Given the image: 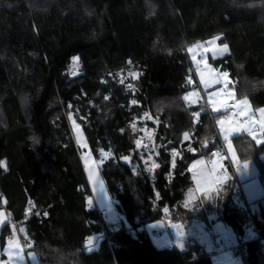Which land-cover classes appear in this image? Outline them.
I'll return each instance as SVG.
<instances>
[{
  "label": "trees",
  "instance_id": "obj_1",
  "mask_svg": "<svg viewBox=\"0 0 264 264\" xmlns=\"http://www.w3.org/2000/svg\"><path fill=\"white\" fill-rule=\"evenodd\" d=\"M214 35L229 52L210 61L229 73L236 99L264 108V0H0V196L26 254L39 264H214L199 240L161 247L148 228L167 207L172 222L206 215L184 197L192 162L223 139L224 113L183 97L201 87L188 46ZM74 57L82 68L70 77ZM71 113L95 158L109 153L101 170L115 221L86 206L91 188ZM230 140L238 163L255 161L264 192V140ZM153 163L160 166L149 171ZM236 187L231 175L212 194L218 219L207 229L216 238L222 221L243 264H264V195L252 221ZM12 233L2 225L1 250ZM95 236L98 246L85 250Z\"/></svg>",
  "mask_w": 264,
  "mask_h": 264
},
{
  "label": "rangeland",
  "instance_id": "obj_2",
  "mask_svg": "<svg viewBox=\"0 0 264 264\" xmlns=\"http://www.w3.org/2000/svg\"><path fill=\"white\" fill-rule=\"evenodd\" d=\"M221 37V35H214L204 41H200V42H197L195 44H191L190 46H188L187 50L191 56V58L193 57V55L196 56V60H193L192 58V61L194 63V65L196 66V70H197V62H199V68L200 69H204L205 68V61L207 62L208 65L211 66L212 69H215L216 70V75H218L219 73L221 72H225V70H221L219 68H217L211 61H210V57L212 55V52L211 51H205V49H208V48H211L213 47L212 45L209 44V41L212 40L214 37ZM224 43H227V42H223V41H220L217 40L216 41V44L217 45H222ZM204 45V47H194L195 45ZM228 44V43H227ZM193 49V51H189V49ZM229 52V51H228ZM227 52V53H228ZM227 53L223 54V55H220V56H217V57H222L224 55H226ZM227 72V71H226ZM228 73V72H227ZM229 74V73H228ZM197 76H198V79H199V82H200V75L199 73L197 72ZM208 74L207 72H205V78H207ZM192 83H193V80L191 79ZM231 81V78L230 76L228 75V78H227V89H225V92H228L230 93L231 95L230 96H225L224 93H221L219 97H217L218 100H223V99H227V100H231L233 99L232 97L234 96V100L235 99V91H234V88H232L231 86H229V83ZM201 84V83H200ZM221 88H224V84H215L213 85L212 87L208 88V89H205L204 85L201 84V87H198L196 89H193L189 92H187L185 95H187L188 93L192 92V93H199V98L193 96L191 97V99H196V103L195 104H192L191 103V99L189 101H185L186 105H198V104H201V103H204V102H208V93L209 92H215ZM231 97V98H230ZM248 100V99H247ZM249 102V100H248ZM249 108H248V115L245 116V121H254V123L252 124V128L253 130L255 128H257L255 126V124H258L260 126V120H261V113L259 112L260 109H264V108H260L257 110V112H255V110L252 108L250 102H249ZM255 113L257 115V119H255ZM69 118H70V122L72 124V129H73V133H74V136H75V139H76V142L77 144L79 143L80 144V135H82L85 140L87 139L86 136H85V132L83 130V127L82 125L76 120L75 116L71 113L69 115ZM227 125V124H226ZM225 125V127H226ZM220 127V130H221V126L219 125ZM145 132V136L147 135L148 137V134L150 133V130H144ZM262 130L261 129H257V131H255V136H256V139H259L260 141H263L264 140V137L263 135L261 134ZM222 133V132H221ZM222 136H223V133H222ZM224 137V136H223ZM231 143L232 144V148L231 150H229L228 148V143ZM78 144V145H79ZM81 145V144H80ZM225 145H226V148L227 150L230 151V156L232 157V160H233V153H235V159L237 160V153H236V150L234 148V145L233 143L231 142L230 138H229V141H225ZM100 151H102L104 154L105 153H108L106 152L104 149H101ZM88 152L89 150H85L83 149V147L81 146V157L84 156V158L86 159V156H88ZM109 156V153L108 155H106V157ZM201 157H205V159H207V163L208 165L212 168V172H213V167H214V162H217V166L215 168V171L213 172V175H214V178L216 179V177L220 176V174H218L219 172H223V165H224V161L226 159H228L227 157V153L226 154H223V155H214V156H201ZM261 157L263 158L264 160V153L261 154ZM245 162H249V163H253L256 168H257V165L255 163L254 160L252 159H249V160H246V161H243L241 162V164H244ZM222 165V167H221ZM236 166V165H235ZM84 168H85V171H86V174H87V178H88V181H89V184H90V188H91V191L93 193V196L97 202V204L100 206V207H106L108 210H110V214H112L115 210H114V201L108 191V187H107V184L105 182V179L103 177V174H102V170H101V166L98 162V160L95 158L91 159L89 158L88 160L86 159L85 163H84ZM94 168L95 169V174L92 176V178L90 179L89 178V170ZM258 171V169H257ZM208 171L206 169H201V170H198V173L204 175L206 174ZM224 175V174H223ZM239 175H240V172H239ZM241 179V178H240ZM243 181V184H247V188L250 189V188H253L255 189V183L256 181H260V177L258 176V173L256 176L254 175H249V178L245 179V177H242L241 179ZM196 183V182H195ZM225 183V182H224ZM195 187H191L189 190H187V193L185 195V202L186 204L188 205L189 208H193L195 205H197L200 209L201 208H205L204 209V213H206V215H202L203 217H198V224H192L190 225V227L187 228V230L184 231V233H187V235H191L193 238L199 240L200 242L202 243H205V242H209L213 235L210 231L206 230L204 228V226L207 224V222L209 221H213V220H217L218 218V214H217V206H219V203L218 201L214 202L213 203V195L210 194V197H206L205 195L203 197H206L207 199L206 200H210L211 199V203L213 204H209L207 201H204L202 202V199L200 195H196L195 192H193L192 189H194ZM191 193L192 195V199L191 201L189 200V194ZM218 194L216 193V196ZM213 199V200H212ZM217 199V198H216ZM213 205H215L216 209H213ZM207 206V207H206ZM252 206L254 208L255 204L252 203ZM210 208V209H208ZM254 211H255V208H254ZM216 224L218 225V227L224 231L225 235H226V238H227V241L229 244L233 243L236 241V237L234 235V233L232 232L231 228H229L228 225L224 224L222 221L218 220L216 222ZM172 233L175 237V239L178 241H183L184 240V237H182V235L180 233H178V231H176L174 228L172 229ZM252 233H255L252 232ZM170 233L167 232L166 234H163L162 237L166 238L168 237ZM250 235H253V234H250ZM186 236V235H184ZM179 245H181V243H179ZM32 253V252H30ZM34 254V253H32ZM35 255V254H34Z\"/></svg>",
  "mask_w": 264,
  "mask_h": 264
},
{
  "label": "crops",
  "instance_id": "obj_3",
  "mask_svg": "<svg viewBox=\"0 0 264 264\" xmlns=\"http://www.w3.org/2000/svg\"><path fill=\"white\" fill-rule=\"evenodd\" d=\"M235 99H236V97H235ZM236 100H238V99H236ZM239 100H242V99H239ZM209 107L211 108L210 104H209ZM241 117L244 119V122H245V119H246L245 116H241ZM255 119L258 120L256 113H255ZM227 126L228 125H226V127ZM255 126L257 128H255L253 130L254 132L257 131V129H261V127L258 124H255ZM219 129H220V127H219ZM243 133H247V132H243ZM219 135H220V137H222L224 139V137L222 136L221 130H220ZM263 137H264V135H263ZM80 144H79L80 149H81V146H82L83 149L89 150L88 156H86V159L87 160L89 158H91V159L94 158L95 159V156H94L93 152L90 149V146H89V143H88L87 139L85 140V138L82 135H80ZM226 153H227V156H228L227 158L228 159H226L224 161L223 172H219L218 174H220V176L223 175V174H226L228 177L231 176V175L236 177V186H241L242 187V189L244 191V197L251 204L254 203L255 201L259 200L264 195L262 182L256 181L255 189H253V188L248 189L247 186H246L247 184H243V181L241 180L242 177H245V179L249 178V175H251V174L256 176L257 173H258L256 166L253 163H249V162H245L244 164L238 163L239 169H237V164H233V166H231L233 160H232V157L230 156L231 155L230 151L227 150V148L225 149V152H223V153H218V152H216L214 150L211 156L223 155V154H226ZM81 158H82V162L84 164L86 159L84 158V156H82ZM197 161H202L203 163L202 164H197ZM245 164L247 165L246 167L244 166ZM193 165H195V167H193ZM201 169H206L208 171L206 174L203 175L206 178L207 182H202L201 188L207 187L209 183H211L213 180H215L213 172H212V168L208 165L207 159H205V157H198L190 165V171H191L192 181L193 182H192V185L188 188V190L192 186L195 187L194 189H192L193 192H195L196 195H200L201 196L200 199H202V201H207L206 200L207 198L203 197L204 196L203 191L197 190V181L193 178L195 175L198 174V170H201ZM239 172H240V175H239ZM219 187H221V185H219ZM186 193H187V191H186ZM186 193H185V195H186ZM214 193L215 192H212L211 195L214 194ZM184 201H185V197H184ZM185 204H186V202H185ZM257 207L258 206L255 204V206H254L255 210L257 209ZM101 208H106V207L103 206ZM114 210L115 211L112 214H110V210H108V214L106 215V217H108L109 219L115 221L118 218H120V215L118 214L115 206H114ZM0 213L4 214V220H3L2 223H0V232H1L2 225L5 224L6 222H9L11 224V226H14V223L12 222L11 217H10V211L6 207V199L2 198L1 196H0ZM197 218L198 217H193V218H189V219H186V220L180 219L179 221L176 220L175 222L174 221L172 222V218H170L169 226H168L169 230L167 231L170 234L166 238H164L162 236H163V234H166L167 232H164V233H159L158 232V229L161 226V222L159 220L157 222H153V223L148 224V228L152 231V237H153L155 243L158 246H161V247L168 246V247H170V246L175 245V246H179L181 248H184V247L187 246V244L189 242V239L192 237L191 235H187V233H184V231L187 230V228L190 227V225L198 224V219ZM173 224L180 225L179 229H177V228H174V229L176 231H178V233H180L182 235V237H184L183 241H179V240L177 241L175 239V237H174V235L172 233V229H173L172 225ZM207 225L208 224H206L204 226V228L206 230H208L207 229L208 228ZM215 228L220 229L217 224H214L213 232H214ZM222 232H224V231H222ZM252 232H254V231L250 230V234H255V233H252ZM12 234L7 238V241H6V244H5L4 248L2 250L0 249V264H7V262H8V255L4 251V249L8 248V241L10 239H13V235ZM184 235H186V236H184ZM14 239H15V241H17L19 243L20 249H22V257H23V260H24V264H39L38 259L36 258V256L34 254H32V253H27L26 254L25 253L23 245H22V243L20 241V238L17 235L16 231H15ZM91 240L93 241L92 246L93 247H97L98 246L99 236H95ZM179 243H181V245H179ZM203 244L206 245V248L212 254L214 264H234V262L232 260V256L225 250V246L222 245V243H220V241L218 240L217 237L216 238L214 237L209 242H205ZM233 244H235V242H233ZM14 248H15V245H14Z\"/></svg>",
  "mask_w": 264,
  "mask_h": 264
},
{
  "label": "snow or ice",
  "instance_id": "obj_4",
  "mask_svg": "<svg viewBox=\"0 0 264 264\" xmlns=\"http://www.w3.org/2000/svg\"><path fill=\"white\" fill-rule=\"evenodd\" d=\"M221 39V37L217 36L214 37L212 40L209 41V44L212 45L213 47L205 49V51H211L212 55H213V59H215L217 56L223 55L225 53H227L229 51V45L227 43H224L222 45H217L216 41ZM194 47H204V45H195ZM189 51H193V49H189ZM193 60H196V56L193 55ZM74 62L78 61L79 58L74 57ZM129 63H131V61H129ZM198 66H197V72L200 75V83L204 85L205 89H208L210 87H212L215 84H224V88H221L215 92H209L208 93V103L211 105V110L213 112H221L223 111L225 114L221 116V118L217 121V123L221 126V132L223 133L224 136V140L225 141H229V138L233 135H239L243 132H247L249 135L252 136L253 139L256 140L257 144H260L261 141L259 139H256L255 133L253 131L252 128V124L254 123V121H245L243 123H237L235 121H233L232 119V115H236V116H246L248 115V108L249 106V102L247 100V98H244L242 100H236L235 104H229L227 99H223V100H218L217 97L220 96L221 93H224L225 96H230L231 94L228 92H225V89H227V78H228V73L225 72H221L218 75H216V70L212 69L210 65L207 64V62L205 61V68L204 69H200L199 68V62H197ZM205 72H207L208 76L207 78H205ZM130 75H132L133 78L136 77V73H130ZM121 83H123L124 81L121 80ZM189 84L192 83L191 79H189L188 81ZM132 86L129 85V88H131ZM197 97L199 98V93H188L187 95H185L183 97V99L185 101H189L191 99V97ZM234 99V96L232 97ZM104 99H108L107 96L104 97ZM197 101L196 99H191V103L195 104ZM133 104H136V101L133 100L132 101ZM71 107V106H69ZM229 108H237L238 111H236L234 114H229L228 113V109ZM259 112L261 113V120H260V127H261V134L264 135V109H260ZM147 115V114H146ZM192 115L194 117H196L197 119L199 118L200 113L199 112H193ZM228 125L227 127H225V125ZM133 127H135L133 125ZM151 138V137H150ZM184 139L187 140L188 139V133L185 132L184 133ZM140 140L136 141V145L137 148L140 147ZM147 147V146H145ZM228 148L229 150H231L232 148V144L229 142L228 143ZM108 155V153H105V156ZM176 153L173 152V156H175ZM233 155V163L237 164V169H239V165H238V161L235 159V153L232 154ZM149 159H151V157H149ZM125 161L129 160V157H124ZM102 163V161H101ZM202 161H197V164H202ZM173 165H174V161H173ZM4 166V162L0 161V167ZM160 165L157 163H153L151 168H149V171H152L155 168H158ZM217 166V162H214V167H213V172L215 171V168ZM245 167L247 166L246 164L244 165ZM193 167H195V165H193ZM222 167V165H221ZM95 174V169L92 168L89 170V178L91 179L92 176ZM196 181H197V190L199 191H203L204 195L206 197H210V194L212 192H215L217 194H219L220 192V187L219 185H222L227 179L228 176L226 174L221 175L216 177L215 180H213L211 183L208 184L207 187L201 188V184L202 182H207L206 178L198 173L197 175H195L193 177ZM192 199V195L191 193L189 194V200L191 201ZM92 201L89 200V204L91 205ZM187 206V205H185ZM4 220V214L0 213V223H2ZM173 228H180V225H176L173 224L172 225ZM21 232H24L25 229L23 227L20 228ZM13 239H10L8 241V248L4 249V251L7 253L8 255V262L7 264H24V260L22 257V249H20L19 247V243L17 241H15L14 237H15V226H13ZM93 241L91 239L88 240V244L92 245ZM15 245V248H14ZM91 250V249H89Z\"/></svg>",
  "mask_w": 264,
  "mask_h": 264
},
{
  "label": "built area",
  "instance_id": "obj_5",
  "mask_svg": "<svg viewBox=\"0 0 264 264\" xmlns=\"http://www.w3.org/2000/svg\"><path fill=\"white\" fill-rule=\"evenodd\" d=\"M81 68H82V62L80 59H78V61L74 62V59L72 58L70 60V62L67 64V72L70 75V77H76L79 74ZM235 102H236V100H234V99L228 100L229 104H235ZM236 111H238L237 108H229L228 109L229 114H234ZM232 119H233V121H235L237 123H243L244 122V120L241 116L232 115ZM224 150H225V140L222 139L221 142L216 147V152H223ZM97 160H98L100 166H102L104 164V162L106 160V156L102 151H99V157ZM101 161H102V163H101ZM236 194H237L238 198L240 199L242 206H244V208L249 212L251 220L254 221L253 216H252L254 214V208H253L252 204L249 203L246 200V198L244 197V191H243L241 186L236 187ZM89 200L92 201L91 205L89 204ZM85 203H86L87 208L97 210L100 213V215L105 216L108 214L107 208H101L97 204L91 190L89 192H87L85 195ZM261 204H262V206H264V199L261 201ZM159 221L161 222V226L159 227L158 232L159 233L167 232L169 230L168 226H169V221H170V208L169 207H167L165 209V213L159 218ZM214 234L216 235V237L218 238L220 243H222V245L225 246V250L232 256V260H233L234 264H243L242 256L238 251V247L236 245L231 246L228 243L227 238L225 236V233L222 232L220 229L215 228ZM255 234H258L257 230H255ZM251 236L252 235H250L249 237H251ZM89 239H91V238L89 237V238H86L84 240L85 250L88 249V247H90V245L88 244Z\"/></svg>",
  "mask_w": 264,
  "mask_h": 264
}]
</instances>
